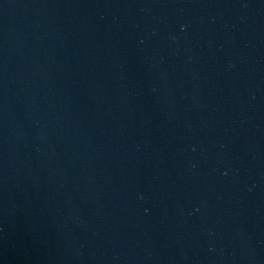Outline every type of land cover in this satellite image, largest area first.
Listing matches in <instances>:
<instances>
[{"label":"water","instance_id":"obj_1","mask_svg":"<svg viewBox=\"0 0 264 264\" xmlns=\"http://www.w3.org/2000/svg\"><path fill=\"white\" fill-rule=\"evenodd\" d=\"M0 264H264V0H0Z\"/></svg>","mask_w":264,"mask_h":264}]
</instances>
